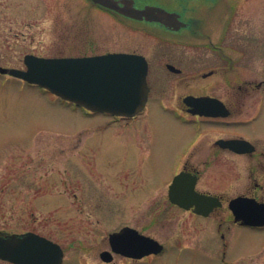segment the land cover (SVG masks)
Instances as JSON below:
<instances>
[{"label":"rangeland","instance_id":"374dc122","mask_svg":"<svg viewBox=\"0 0 264 264\" xmlns=\"http://www.w3.org/2000/svg\"><path fill=\"white\" fill-rule=\"evenodd\" d=\"M226 3L230 16L205 30L214 41L225 40L222 48L177 47L186 58L183 68L195 70V79L167 77L156 57L151 98L170 104L184 93L208 91L231 101L232 85L264 80V0ZM128 24L87 0H0V66L24 68L27 53L151 54L153 37L137 23ZM212 66L217 72L202 77ZM254 111L257 119L247 129L231 125L207 131V137L245 131L264 140V87L252 90L227 120L249 119ZM179 117L153 100L133 119L88 112L0 73V232L44 235L62 247V264H264V228L233 224L227 207L228 198L250 189L246 156L226 154L206 169V178L212 170L225 173L222 186L211 179L208 186L200 183L225 200L209 217L166 199L172 157L190 136ZM124 226L156 239L163 250L135 260L113 254L103 262L98 254L109 249L108 234Z\"/></svg>","mask_w":264,"mask_h":264},{"label":"water","instance_id":"95a60500","mask_svg":"<svg viewBox=\"0 0 264 264\" xmlns=\"http://www.w3.org/2000/svg\"><path fill=\"white\" fill-rule=\"evenodd\" d=\"M93 1L136 19L157 21L175 29L185 25L176 14L159 7L136 9L132 0H121L122 5L115 0ZM23 63L24 68L0 66V73L35 83L92 111L133 116L143 109L147 98V64L138 54L108 52L90 56L44 57L28 53L24 55ZM184 101L194 107L190 110L193 113L212 116L226 114L223 106L211 104L213 101L221 103L213 98L187 96ZM220 141L234 148L236 140ZM181 179V175H177L170 183V201L184 208H192L193 212L201 215H208L214 206L220 204L216 196L200 193L193 187L186 190L188 194L182 195L186 191ZM185 197L191 198L190 202L194 204L186 202ZM228 207L234 220L241 224H264V203L237 196L229 201ZM108 242L113 252L131 258L158 253L163 247L156 239L129 226L110 233ZM100 257L105 261L112 259L107 250L101 251ZM62 258L61 246L43 235L33 231L0 232V260L13 264H61Z\"/></svg>","mask_w":264,"mask_h":264},{"label":"flooded vegetation","instance_id":"af4514ba","mask_svg":"<svg viewBox=\"0 0 264 264\" xmlns=\"http://www.w3.org/2000/svg\"><path fill=\"white\" fill-rule=\"evenodd\" d=\"M87 1L91 6L100 7L101 9L108 11L110 14L123 19V21H126L127 24L129 22L137 23L138 25L136 26L141 27L144 30L143 32L147 33L148 36L153 37L152 48H150L151 54L146 55L142 52H133L144 56L147 62L146 83L148 86V94L145 107L148 103H150L151 100H153V102L161 108L176 111V114L180 116L178 121L181 123V125H184L188 129L190 135L187 137L188 139L182 143L184 150H182V148L178 152V155L172 157L169 166L170 179L168 185L174 176L181 174V180L185 186L184 191H188L189 187H193V189L198 192L216 195L221 202V205L214 207L207 216H201L193 212L192 208L184 210L192 212L195 216L209 217L212 213H215V211L222 207V204L225 201L222 193H216L207 188L201 187L200 183L203 181L202 183L208 186L209 183L205 182L211 179L217 184V186H222L225 179L224 172L220 170H212L214 175L209 174L207 178L205 177V174L206 169L212 162L224 157L226 154L232 156H246L251 163L250 179L252 181L250 189L248 188L247 190L238 192L233 197L239 195L246 196L264 203V198L262 196L264 194H261V191L264 192V140L260 138L252 139L249 137L250 134H245V131L241 134L227 135L219 133L214 137H207V131L209 132L210 130L213 132H216V130L220 132L226 126L231 125H240L247 129L251 124H253L254 121H256L258 114V112L255 111L249 119L227 120V117L234 115V113H238V111L241 109V106L245 104L247 95H251L252 90L257 91L264 87V80H261L260 83H258L259 81L256 82L252 79H246L241 83H237L236 86L232 85L233 91L231 93V101L224 100L220 96L209 93L208 91H203L202 93H184L179 95L178 103L174 102L170 104H166V102L163 101V98H160L159 96H157L156 99L150 97L153 84L157 78L156 74L159 73V71H153L151 69L152 63L155 61L156 57L162 58L161 62H163L162 65L165 68L167 77H170L171 75H183L182 78L195 79L197 74L195 70H185L183 68V63L186 61V58L182 53L177 54V47L190 46L193 48L197 46H204L212 51H215L216 48H222L221 45L225 40L220 38L214 41L212 37L205 33V30L207 26L209 28L210 25H214L215 23L218 24L219 21H223L226 14H229L230 16V13H232V7L226 3V0H132L133 6L136 9H142L145 6H155L162 8L167 12L176 14L177 18L185 23L184 26H180L178 29L166 26L157 21H147L144 18L136 19L124 15L114 9L101 6L93 2V0ZM115 1L119 5H122L121 0ZM184 33H188L189 37H184ZM190 34H192V36H190ZM180 50L183 52L185 51L183 49ZM213 56L215 55L213 54ZM216 56H218V58L225 57L224 54H217ZM207 57H209V55ZM213 62L215 63L214 57ZM170 66H172V68ZM216 69V66H212L208 71L202 73L201 76H213L214 73L217 72ZM155 71H157V73ZM191 81H187V85L191 86ZM186 96H205L217 99L221 101V103L213 101L211 104L215 105V107L223 106L222 108H224L226 114L218 116H206L199 115L197 113L193 114L189 112V109H193V106L184 101ZM134 117L135 116L119 118L127 120L130 118L133 119ZM225 139H235L236 141L234 143V148L222 144L220 140ZM168 185L166 188V199L171 205L179 207L176 203L170 202L168 197ZM187 191L186 193L181 194H188ZM231 198L232 197L228 198L227 202ZM184 200L186 202H190L191 198L185 197ZM190 203L194 204L193 202ZM233 224L239 225L234 221ZM259 228H264V226Z\"/></svg>","mask_w":264,"mask_h":264}]
</instances>
